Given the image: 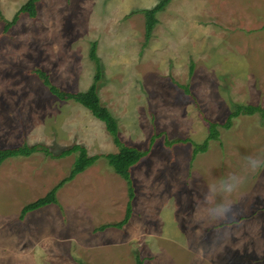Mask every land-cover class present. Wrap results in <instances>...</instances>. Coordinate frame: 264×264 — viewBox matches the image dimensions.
<instances>
[{
	"label": "rangeland",
	"instance_id": "obj_1",
	"mask_svg": "<svg viewBox=\"0 0 264 264\" xmlns=\"http://www.w3.org/2000/svg\"><path fill=\"white\" fill-rule=\"evenodd\" d=\"M161 1L41 0L37 19L24 14L5 33L28 0H0V148L42 144L58 154L80 144L90 155L117 152L105 124L52 95L36 74L47 72L66 92L87 91L97 43L101 101L122 141L149 151L133 170L129 225L103 232L96 230L123 221L130 201L127 182L105 158L62 188L58 205L24 219V207L66 178L76 156L6 161L0 264H137V256L145 264H264V167L245 165L248 156L264 159V126L257 114L224 128L237 106L264 109V0H172L145 46L138 12ZM209 122L220 125V140L194 158ZM231 174L241 180L231 218L198 219L208 189Z\"/></svg>",
	"mask_w": 264,
	"mask_h": 264
},
{
	"label": "trees",
	"instance_id": "obj_2",
	"mask_svg": "<svg viewBox=\"0 0 264 264\" xmlns=\"http://www.w3.org/2000/svg\"><path fill=\"white\" fill-rule=\"evenodd\" d=\"M41 0H28L24 4L12 21L6 20L5 33L11 28L17 25L21 16L24 14L29 15L32 19L38 18V4ZM172 0H162L156 6L151 9L142 10L138 13L144 14L146 21V33H145V46H148L154 35V31L159 24V14L164 12L170 5ZM0 15L1 12H0ZM97 43H93L91 47L90 57L91 60L96 63L97 73L95 80L91 88L84 92H66L57 87L51 80L50 75L43 70H36V74L39 76L44 86L49 89L50 93L63 102H75L86 109L95 119L99 120L106 126V130L112 137L114 144L117 148V152L104 155H90L88 149L80 144H74L71 148L61 150L58 154L53 153L45 145H24L22 147L15 148H0V168L6 161L12 158L31 157L33 154L42 152L53 159H63L69 156L75 155L76 160L71 169L70 174L64 178L58 185H56L45 197L27 205L22 211L21 219H24L28 214L35 211H39L51 205H58V192L64 188L67 184L73 182L79 175L85 173L88 169L92 168L101 158H105L110 167L124 179L129 187L130 201L127 207L126 216L123 221L113 224L104 225L97 229V232L106 231L109 228L123 229L128 225L133 217V201L136 198L135 186L132 177V169L139 165L142 160L149 154V151H142L136 147H130L124 143L120 137V128L117 119L111 113V111L105 107L101 101L99 95V82L103 78V67L97 54ZM194 66H192V71ZM191 71V72H192ZM187 94L190 95V91L187 87H182ZM259 115L262 124L264 126V109L261 106H237L235 111L232 112L224 125L225 129H230L233 126L235 119L241 116H254ZM209 136L203 144L193 143L194 145V158L200 153H206L209 150L211 141L220 140L221 133L219 131V124L209 122ZM155 140V139H154ZM153 140V143H154ZM188 142L187 140H178L175 143ZM137 264H145V261L140 257H136ZM79 264H86L80 262Z\"/></svg>",
	"mask_w": 264,
	"mask_h": 264
},
{
	"label": "clouds",
	"instance_id": "obj_3",
	"mask_svg": "<svg viewBox=\"0 0 264 264\" xmlns=\"http://www.w3.org/2000/svg\"><path fill=\"white\" fill-rule=\"evenodd\" d=\"M245 165L255 171L264 167V159L260 157H245ZM241 180L235 174L220 178L204 196L205 203L197 209L195 215L205 223L228 221L235 207L231 197L238 190Z\"/></svg>",
	"mask_w": 264,
	"mask_h": 264
},
{
	"label": "crops",
	"instance_id": "obj_4",
	"mask_svg": "<svg viewBox=\"0 0 264 264\" xmlns=\"http://www.w3.org/2000/svg\"><path fill=\"white\" fill-rule=\"evenodd\" d=\"M136 167V166H135ZM133 170H134V168L132 169V177L134 178V174H133ZM129 225V224H128ZM162 231V226H160L159 227V232H161ZM159 232L158 233H156V235L155 236H158V237H162V232H161V234H159ZM176 232V231H175ZM154 237V236H153Z\"/></svg>",
	"mask_w": 264,
	"mask_h": 264
}]
</instances>
